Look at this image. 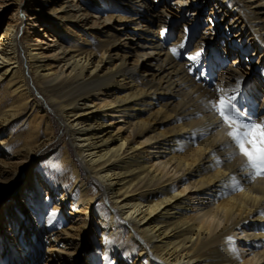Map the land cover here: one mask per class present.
Wrapping results in <instances>:
<instances>
[{
    "label": "bare ground",
    "instance_id": "bare-ground-1",
    "mask_svg": "<svg viewBox=\"0 0 264 264\" xmlns=\"http://www.w3.org/2000/svg\"><path fill=\"white\" fill-rule=\"evenodd\" d=\"M10 4L11 19L0 14V264L42 263L26 254L28 219L52 264H116L118 250L127 264H264V178L242 172V156L227 162L236 150L222 148L227 128L208 104L217 88H239L241 106L264 117V0H0V13ZM57 128L68 142L38 162L50 194L34 161Z\"/></svg>",
    "mask_w": 264,
    "mask_h": 264
},
{
    "label": "snow or ice",
    "instance_id": "snow-or-ice-1",
    "mask_svg": "<svg viewBox=\"0 0 264 264\" xmlns=\"http://www.w3.org/2000/svg\"><path fill=\"white\" fill-rule=\"evenodd\" d=\"M167 29H163L161 36L167 33ZM181 49L185 47L184 44L179 46ZM171 51L174 56H179L180 51L178 48L173 47ZM201 53L197 52L195 55L188 56L187 59L191 61H198ZM191 72L192 69L189 68ZM200 79V77H196ZM218 97L213 100H209L208 104L210 109L214 111L220 118L221 124L217 127L227 128L226 135L230 139L229 145H222V148L232 147L236 151H232L226 157L227 162L235 159L237 155L242 156L245 163L241 167V171L255 180L256 178H264V117H254L250 110L241 106V94L239 88L236 89H222L217 88ZM193 141L196 140L199 135L204 138L202 130H194L190 134ZM215 155V153H213ZM217 164L221 161L217 160ZM230 181H235V176L229 178ZM225 186H228V182H224ZM232 191H243V187L233 183L231 185ZM55 212L49 214V218L54 217ZM229 241L233 240V237L227 238ZM235 252L236 250L233 249Z\"/></svg>",
    "mask_w": 264,
    "mask_h": 264
},
{
    "label": "rangeland",
    "instance_id": "rangeland-1",
    "mask_svg": "<svg viewBox=\"0 0 264 264\" xmlns=\"http://www.w3.org/2000/svg\"><path fill=\"white\" fill-rule=\"evenodd\" d=\"M163 2H165V4H169L170 5V7L172 6V3L174 2V0H169V1H166V0H162ZM19 2L20 3H24V2H26V0H19ZM198 7L199 6H197L196 5V7H193V9H191V12L194 14L196 11H197V9H198ZM15 10H16V5H9L8 6V8H5L4 10H2L1 11V15L3 16V19H5L6 21H8V20H10L11 19V17H12V15H13V13L15 12ZM202 18H203V21H205V19H206V17H207V12H203L202 14ZM203 27V28H202ZM202 27H201V32L202 31H205V29H204V27H206V24H203L202 25ZM176 32H177V30H176ZM179 33H177V35H178ZM221 47H219L218 48V50H220L221 48H223V46H222V42H221ZM219 54H221V55H223V52L222 51H219ZM234 58V55L232 56V57H228L227 58V64H230V62H231V60ZM54 127H56V125L54 124ZM27 136V132H25V134H24V137H26ZM62 138V139H61ZM63 140H65L66 142H68V139H67V137L65 136V137H63L62 136V132L57 128L56 130H55V143L47 150V152L44 154V156H42L41 158L39 157V156H36V161H34V166H35V171H36V176H37V179L40 181V184H41V188H43V189H45V191L47 192V193H55L56 192V189H54V190H49V186L47 185L48 183H47V181L45 180L46 178L45 177H47L48 176V173L46 172H44V171H42L41 172V169H40V167H41V165H38V162H40V163H42V162H45V161H49V160H51V159H53L54 157H55V155L56 154H58L59 153V151H61V145H62V141ZM1 153L4 155H6V153L2 150L1 151ZM52 170H50L49 171V173L52 175V173L53 172H51ZM55 175V174H54ZM56 176V180L58 181V182H61L62 181V177L61 176H59L58 175V173L55 175ZM65 179L67 180V179H69V176L68 175H66L65 176ZM68 181V185H71V183H72V181L69 179V180H67ZM24 188V187H23ZM21 191V190H20ZM58 191H60V188H58ZM55 197V195H53V198ZM57 203L58 205H59V207H60V211H61V216H63V217H65L66 215H67V213H68V211H69V208H67L64 204H62L61 205V203H59L55 198H54V200H53V203ZM9 205H12V202L11 203H8L7 205H5L4 206V210L3 211H5V213L6 212H8L10 209H7V207L9 206ZM8 210V211H7ZM16 214V213H15ZM14 216V215H13ZM15 216H17V219L16 218H14ZM14 217H13V219H12V221H11V227L12 228H16V226H19V222H21L20 220H19V215H15ZM66 218V217H65ZM72 218H74V216H70L69 217V221H71L72 220ZM66 220V219H65ZM18 221V222H17ZM64 221V220H63ZM31 222H30V220L28 219V220H25L24 221V224L23 225H25V229L23 230V234H24V236H25V239L28 241V238L27 237H33V238H35V241L38 243V244H40V242H44L42 239V241H40V239L37 237V235H36V232L34 231V227H32L31 225ZM68 221L67 222H62V224H61V226H63V228L64 229H66L67 227H68ZM93 226V222H92V225L90 226V228ZM30 228V229H29ZM91 230H92V228H91ZM96 236H98L97 234H94V237H96ZM96 239V241L98 240V244L99 245H102L103 243L102 242H100L99 240L101 239L100 237H96L95 238ZM35 241L33 242V244H32V246H34V247H31L30 248V250H26V254H27V256H28V259L30 258V255L31 254H33V256L34 255H38L39 254V257H40V259H39V263H40V261L42 262L41 264H52V260L50 261V260H48V258H49V255L48 254H46V253H44L45 252V244H40V246H41V248L42 249H39L38 248V246L39 245H37V244H35ZM127 243V237H125L123 240H121V242H119V243H116V244H114V247H113V250H112V252H115V251H117L116 249V247H118V245L120 244L121 246H124V244H126ZM120 253H121V256H120V258L119 259H116V264H127L126 263V259H125V252H123V251H121V250H118ZM32 259H30V261H31ZM47 260H48V262H47ZM33 261V260H32ZM50 261V262H49ZM13 264H16V260H14L13 261Z\"/></svg>",
    "mask_w": 264,
    "mask_h": 264
}]
</instances>
